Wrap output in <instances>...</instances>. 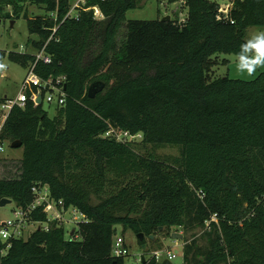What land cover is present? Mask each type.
Masks as SVG:
<instances>
[{
	"label": "trees",
	"instance_id": "16d2710c",
	"mask_svg": "<svg viewBox=\"0 0 264 264\" xmlns=\"http://www.w3.org/2000/svg\"><path fill=\"white\" fill-rule=\"evenodd\" d=\"M26 1L51 12H23L39 36L35 47L46 44L52 57L34 72L64 75L66 96L52 118L31 91L24 107L10 109L1 137L21 141L22 156L18 177L0 178V201L25 210L32 187L47 185L84 219L66 237L55 221L40 227L48 221L41 207L29 211L38 227L11 238L0 264H126L125 255L111 254L118 225L145 238L160 227L167 234L205 227V258L196 259L202 253L192 241L184 264H264V70L250 80L209 77L214 56L236 55L245 30L264 27V0H235L233 23L216 19L212 0H185L182 24L127 20L137 0H84L74 17L69 0H0V15L11 5L20 17ZM4 56L24 66L34 60V53L0 50ZM95 81L105 86L91 99ZM111 129L141 139L102 136ZM164 145L179 146L180 157L148 150ZM142 264L161 262L150 256Z\"/></svg>",
	"mask_w": 264,
	"mask_h": 264
},
{
	"label": "rangeland",
	"instance_id": "374dc122",
	"mask_svg": "<svg viewBox=\"0 0 264 264\" xmlns=\"http://www.w3.org/2000/svg\"><path fill=\"white\" fill-rule=\"evenodd\" d=\"M83 0H69L70 14L72 17L77 15L75 7L77 4H82ZM138 6L135 9L128 10L126 12L127 20H156L163 19L166 16H170L177 21L184 17L185 11L181 7V0L169 2V0H137ZM20 10V17H16L11 5H6L3 14L0 15V50L5 53L10 51H16L20 53H35L37 48L35 42L39 40L37 34H31L28 31L27 21L23 17L24 9H28L29 16L31 15H47L50 16L51 12L44 8L30 4L26 1L22 4ZM9 13L12 17L4 15ZM96 18L101 19L103 16L98 11L94 14ZM13 22V24H11ZM264 31V27H248L245 30L246 40L257 32ZM125 35V29L122 28L118 35L119 41H122ZM214 65L212 66L209 77L212 79L228 76L232 79L250 80L255 78L264 67H259L252 75L242 74L236 69V55L235 54H218L213 57ZM0 97L14 98L20 91L21 83L28 71V66H24L19 62L11 61L7 56L0 58ZM43 109L48 113L49 117H54L56 114L57 103L44 102ZM119 134V135H117ZM116 137L120 140H136L141 139L140 135L129 136L123 133H116ZM149 151L163 159H170L174 157H180V147L175 145H164L160 147H149ZM145 152V151H144ZM22 148H12L8 141L3 142V151L0 152V178H15L19 176L20 164H21ZM15 202L8 203L4 206H0V222L5 219H13L14 212L17 210ZM76 215L81 219L80 214ZM64 229L66 231V237L69 236V231L73 228L77 229L78 226L73 222V213L69 211L65 214ZM79 221V222H80ZM38 227V224L28 222L25 224L22 232L23 238H27L29 234ZM206 228L196 227L193 229L184 230L179 228L178 230L172 229L170 234L166 232H158L154 236V240L145 238L147 244L146 250L142 249V244L137 237V233L131 229L123 230V227L116 226V234L113 238L122 237L124 239L125 246L128 249V253L125 255L126 264H142L141 256L145 255L146 258L151 256L153 250H160L162 256L160 262L167 256V251H178L177 257L173 259L174 264H180L183 260V247L186 244L195 242L193 252L201 251L202 254L197 256V260L205 258V251L208 248V237L205 235ZM172 232H178L183 235L182 239H174L171 237ZM143 238V239H144ZM184 261V260H183Z\"/></svg>",
	"mask_w": 264,
	"mask_h": 264
},
{
	"label": "built area",
	"instance_id": "2783aa9c",
	"mask_svg": "<svg viewBox=\"0 0 264 264\" xmlns=\"http://www.w3.org/2000/svg\"><path fill=\"white\" fill-rule=\"evenodd\" d=\"M212 1H214L217 5L216 19L224 21L230 20V22L233 23V20L231 19V10L234 7L235 0ZM184 2L185 0H181V5H183ZM70 11L67 16H72L70 14ZM98 11L99 10L97 8H94V14H97ZM186 16L187 14L184 13V17L180 21L178 20V23L182 24L183 22H185ZM45 45L42 48L37 49L34 53V60L28 65V71L21 83L19 93L14 98H7L3 103L0 104V152L3 151V142L5 141L1 137L5 119L7 118L8 113L13 106L24 107L26 101L28 100L27 92L31 91L30 98L36 105L39 104L36 101L39 95H41L40 104L42 105L45 101L48 103L56 101L57 106L62 105L65 102L66 95L63 89L64 84L66 83V77L64 75L41 78L34 72L35 65L38 61H42L47 64L52 62V57L45 51ZM124 133L129 136H135L130 135L127 132ZM112 134L116 135V132L113 129L104 133L102 136L106 137ZM117 139L120 140V138L118 137ZM32 191L34 193V200L28 208H26L25 210L17 208V210L14 212L13 219H5L0 222V245H3L0 246V255L6 253L8 247L10 246L11 238L22 236L23 228L29 221L28 213L31 210H35L36 208L41 207L42 210L47 214L48 221L40 223V227H42L44 230L49 229L51 221H55L56 223L64 227V217L65 214L69 211H72L73 222L76 225L80 221V218L76 215V213L80 214L82 220L84 219L83 215L74 207L70 206L67 208L64 206L62 200L56 201L55 199H53L50 196L49 188L47 185H34L32 187ZM212 220H215L214 216H212ZM72 230L73 229H71L70 231ZM127 253L128 249L125 246L124 239L122 237L113 238L111 245V254L114 256H122L126 255ZM177 254L178 251L172 252L168 250L167 256L164 259H168L173 263V259L177 257ZM151 256L154 257L156 261L160 262L159 260L162 254L160 250H153ZM180 264H184V261L182 260Z\"/></svg>",
	"mask_w": 264,
	"mask_h": 264
},
{
	"label": "clouds",
	"instance_id": "9594fccd",
	"mask_svg": "<svg viewBox=\"0 0 264 264\" xmlns=\"http://www.w3.org/2000/svg\"><path fill=\"white\" fill-rule=\"evenodd\" d=\"M0 67H4L0 65ZM264 67V31L257 32L240 46L236 54V69L242 74L252 75Z\"/></svg>",
	"mask_w": 264,
	"mask_h": 264
},
{
	"label": "water",
	"instance_id": "95a60500",
	"mask_svg": "<svg viewBox=\"0 0 264 264\" xmlns=\"http://www.w3.org/2000/svg\"><path fill=\"white\" fill-rule=\"evenodd\" d=\"M162 20H170V16H166V17H164ZM11 24H13V22L11 23ZM65 86H66V84H64V88H65ZM104 86H105V84L102 82V81H95V82H93L89 87H88V90H87V96L89 97V98H94L99 92H101L103 89H104ZM36 101H37V103H41V95H39L38 97H37V99H36ZM21 145H22V143H21V141H19V140H15V141H13V142H11L10 143V146L12 147V148H19V147H21ZM12 202V200L11 199H9V198H3V199H1V201H0V206H4V205H6V204H8V203H11ZM160 230H162V227H160ZM73 233V231L71 232V234ZM137 237L139 238V240H143V238H144V233H142V232H140V233H138L137 234ZM171 237L172 238H174V239H182L183 238V235L181 234V233H178V232H172L171 233ZM149 238L150 239H154V235H150L149 236ZM146 248H147V244L146 243H143L142 244V249L143 250H146ZM145 261V255H142L141 256V262L143 263ZM161 264H174V263H172L170 260H168V259H164L162 262H161Z\"/></svg>",
	"mask_w": 264,
	"mask_h": 264
}]
</instances>
